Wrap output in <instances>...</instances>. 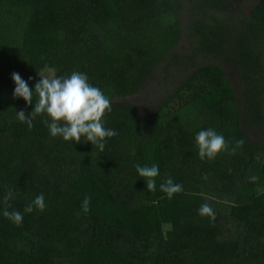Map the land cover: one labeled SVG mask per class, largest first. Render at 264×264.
<instances>
[{
  "label": "trees",
  "instance_id": "1",
  "mask_svg": "<svg viewBox=\"0 0 264 264\" xmlns=\"http://www.w3.org/2000/svg\"><path fill=\"white\" fill-rule=\"evenodd\" d=\"M48 69L110 99L103 151L52 137L47 115L18 119L34 104L12 73L34 93ZM209 128L229 147L202 160ZM137 164L159 166L154 192ZM0 264H264V0H0Z\"/></svg>",
  "mask_w": 264,
  "mask_h": 264
},
{
  "label": "clouds",
  "instance_id": "2",
  "mask_svg": "<svg viewBox=\"0 0 264 264\" xmlns=\"http://www.w3.org/2000/svg\"><path fill=\"white\" fill-rule=\"evenodd\" d=\"M48 71L49 75L39 72L40 80L35 83L34 93L19 73H12L15 83L14 98H23L29 105L34 104V109L30 114H26L25 111L17 112L18 119L26 123L28 129L31 130L34 127L33 120L37 116L47 115L50 122L45 120L44 123L49 128L52 137H62L65 141L75 143H80L81 138L85 137L87 142H91L93 146L103 151L106 138L118 134L115 130L106 128L103 122L106 113L112 111L110 99L100 88L92 86L88 76L84 73L74 71L70 76L57 77L52 69ZM34 94L37 97L35 103H33ZM195 139L202 160L215 159L222 151H228V142L211 128L200 130ZM243 143V140H239L237 146H242ZM135 167L138 174L145 179L147 189L154 192L156 178L160 175L159 166L137 164ZM249 179L251 182H256L259 178L253 175ZM160 190L171 199L175 194L183 191V186L174 183L172 178L168 177L161 183ZM16 195L17 193L11 189L6 192L3 197L5 205L3 215L20 225L23 221L22 213L18 210H8L11 207L9 201ZM90 201V196L83 199L81 208L84 213L90 211ZM34 207L40 211L46 208L43 194L38 195L32 204L27 205L24 212L31 213ZM198 212L201 216H207L213 222L215 221L214 210L208 204L201 205Z\"/></svg>",
  "mask_w": 264,
  "mask_h": 264
},
{
  "label": "rangeland",
  "instance_id": "3",
  "mask_svg": "<svg viewBox=\"0 0 264 264\" xmlns=\"http://www.w3.org/2000/svg\"><path fill=\"white\" fill-rule=\"evenodd\" d=\"M201 62L203 64H207L204 59H201ZM209 62H211V61H209ZM160 71H162V70L161 69H158L156 72H153L152 73V76L153 75H156V74H159ZM162 74H163V72H162ZM47 75H49V72L47 73ZM228 77H229V80L235 85V87H239V85L241 84V82H239L238 75L236 74L235 71H233V70L228 71ZM151 92L155 93L154 89H152Z\"/></svg>",
  "mask_w": 264,
  "mask_h": 264
}]
</instances>
